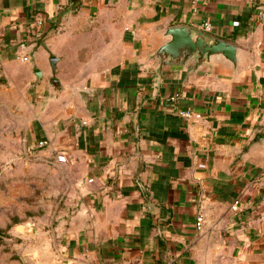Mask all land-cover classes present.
Returning a JSON list of instances; mask_svg holds the SVG:
<instances>
[{
	"label": "crops",
	"instance_id": "obj_1",
	"mask_svg": "<svg viewBox=\"0 0 264 264\" xmlns=\"http://www.w3.org/2000/svg\"><path fill=\"white\" fill-rule=\"evenodd\" d=\"M191 2L0 0V106L55 173L63 264H264V0ZM171 26L237 66L160 67Z\"/></svg>",
	"mask_w": 264,
	"mask_h": 264
},
{
	"label": "rangeland",
	"instance_id": "obj_2",
	"mask_svg": "<svg viewBox=\"0 0 264 264\" xmlns=\"http://www.w3.org/2000/svg\"><path fill=\"white\" fill-rule=\"evenodd\" d=\"M19 124L15 110L0 106V264H63L55 173L28 157Z\"/></svg>",
	"mask_w": 264,
	"mask_h": 264
},
{
	"label": "water",
	"instance_id": "obj_3",
	"mask_svg": "<svg viewBox=\"0 0 264 264\" xmlns=\"http://www.w3.org/2000/svg\"><path fill=\"white\" fill-rule=\"evenodd\" d=\"M81 0H72L73 8L79 7ZM165 35L168 40L157 51L160 67L167 65H185L191 58L197 56L198 62L208 60L212 56L221 55L234 66L238 64L239 48L232 42L217 37H210L201 32H195L187 26H171ZM56 58L52 57L54 65ZM37 74L41 76L38 70Z\"/></svg>",
	"mask_w": 264,
	"mask_h": 264
},
{
	"label": "built area",
	"instance_id": "obj_4",
	"mask_svg": "<svg viewBox=\"0 0 264 264\" xmlns=\"http://www.w3.org/2000/svg\"><path fill=\"white\" fill-rule=\"evenodd\" d=\"M206 0H192L191 2V6H192V10L193 12H198L201 5L205 3ZM260 16L263 17L264 16V10L262 12H260ZM43 22L39 21L38 24L41 25ZM201 27L206 30L209 31L212 28V24L210 20H205L203 21V23L201 24ZM24 59H28V56L26 55L24 57ZM173 100L175 98H172ZM180 114L186 118H200L201 115L196 114L194 112H192L191 110H181ZM48 142L47 141H40L39 142V146L43 147L45 145H47ZM57 160L59 162H66L67 161V157L64 153H58L57 155ZM233 210H238L239 209V202H236L233 206H232ZM204 226V216L202 214H199L197 216V222H196V228L198 230H202Z\"/></svg>",
	"mask_w": 264,
	"mask_h": 264
}]
</instances>
